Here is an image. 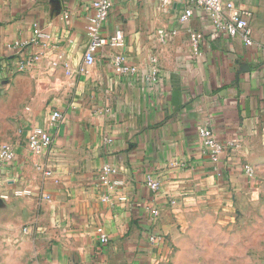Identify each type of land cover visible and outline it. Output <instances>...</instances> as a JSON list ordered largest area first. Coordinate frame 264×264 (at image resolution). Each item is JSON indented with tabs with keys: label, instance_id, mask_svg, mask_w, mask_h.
<instances>
[{
	"label": "crops",
	"instance_id": "obj_1",
	"mask_svg": "<svg viewBox=\"0 0 264 264\" xmlns=\"http://www.w3.org/2000/svg\"><path fill=\"white\" fill-rule=\"evenodd\" d=\"M92 1L0 0V57L31 41L35 26L54 37L44 57L15 76L20 141L3 144L17 160L0 161V264H10L13 250L20 264H178L198 258L200 243L238 221L249 230L264 215V0L237 3L252 14V47L217 30L202 11L182 23L176 2L164 9L157 0H114L103 35L111 41L123 31L124 47H103L87 66ZM118 55L136 73H118ZM14 78L0 72V82ZM54 111L62 119L51 126ZM36 128L54 139L37 158L28 146ZM202 130L231 145L219 164L203 147ZM107 164L126 183V203L101 200L107 191L98 173ZM147 175L160 182L157 193ZM17 187L32 196L1 199ZM100 225L110 236L103 255ZM151 235L165 241L152 246ZM256 241L262 244L241 251L248 258L241 264H264V237Z\"/></svg>",
	"mask_w": 264,
	"mask_h": 264
},
{
	"label": "built area",
	"instance_id": "obj_2",
	"mask_svg": "<svg viewBox=\"0 0 264 264\" xmlns=\"http://www.w3.org/2000/svg\"><path fill=\"white\" fill-rule=\"evenodd\" d=\"M162 8L170 7L174 2L181 5L180 21L182 23H189L195 11H202L206 13L213 26L222 33H226L232 38L239 37L243 40L247 47L255 45L253 38V29L251 26L252 14L239 6L238 2L243 0H157ZM114 8V0H93L91 4L92 14L87 17L86 31L90 39L88 49L86 51L84 60L87 66H92L95 63L96 54L100 49L111 45L114 48H123L125 44V34L119 30L108 40L103 35V29L107 24L111 12ZM54 37L45 29L35 26L33 30V38L29 42H15L8 46L10 52L8 58L0 57V72H4L7 77L14 78L20 73L26 72L31 66L39 62L45 55V52L52 47ZM31 47H38L40 51L29 53L27 51ZM156 63V60L153 61ZM113 64L122 75L136 73V69L129 67L124 55H118L113 60ZM153 75L156 74L154 67ZM62 119V115L58 111H54L50 115V125H56ZM199 138L203 147L208 151L211 160L215 164H219L223 152L230 147L221 144L211 130H202L199 132ZM106 142L111 144L113 139L107 137ZM54 143L52 134L43 129H33L28 137V146L33 155L37 158L43 152L49 150ZM18 156L16 151L11 146H3L0 148V161L6 163H14ZM245 175L249 181L256 185L255 170L252 166L246 165L244 167ZM98 182L102 185L107 194L101 197L102 202L111 203L114 197L120 203H126L128 198L121 194L126 183L123 179L118 177V170L112 165H104L98 173ZM146 185L150 191L157 193L161 189L160 182L152 175H147ZM32 190L27 188H15L11 194L1 196L4 201L10 199H20L24 197H31ZM147 213L153 218H158L160 213L157 209L147 206ZM24 232H29V228L24 229ZM98 250L103 255L106 248L110 245V236L103 226L96 228ZM165 238L159 235H151L149 243L156 246L160 242H164Z\"/></svg>",
	"mask_w": 264,
	"mask_h": 264
},
{
	"label": "rangeland",
	"instance_id": "obj_3",
	"mask_svg": "<svg viewBox=\"0 0 264 264\" xmlns=\"http://www.w3.org/2000/svg\"><path fill=\"white\" fill-rule=\"evenodd\" d=\"M20 77L13 80L0 82V148L4 143L17 146L20 141ZM264 201V196L260 197ZM264 212V211H263ZM240 226L237 222L235 227H228L225 233H218L216 240L209 243H200L201 255L181 259L178 264H241V251L254 248L262 243L256 241L257 236L264 237V215L260 219L255 218L249 230ZM204 250V251H203ZM10 264H20L16 260L15 250L9 251ZM31 264V262H30ZM173 264V263H170Z\"/></svg>",
	"mask_w": 264,
	"mask_h": 264
}]
</instances>
